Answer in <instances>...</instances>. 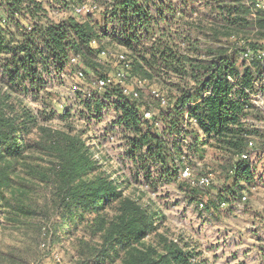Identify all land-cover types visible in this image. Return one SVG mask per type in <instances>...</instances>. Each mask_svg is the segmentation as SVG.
I'll return each mask as SVG.
<instances>
[{
    "label": "trees",
    "instance_id": "obj_1",
    "mask_svg": "<svg viewBox=\"0 0 264 264\" xmlns=\"http://www.w3.org/2000/svg\"><path fill=\"white\" fill-rule=\"evenodd\" d=\"M52 1L68 8L74 0ZM142 1L115 2L106 14L112 13L123 28L112 34L108 26L94 24L91 15L82 21L72 14L55 22L45 14L41 0H0V62L7 89L0 91V207L6 219L16 226L27 225L28 219L38 212L45 213L49 206L63 219L81 218V210L96 214L89 222V231L97 242L79 240V253L86 261H114L123 253L121 264H201L198 253L177 242L165 240L159 249L143 243L156 230V214L138 200L124 196L105 173L95 172L96 162L80 132H74L70 124L68 130L41 126L38 118L48 108L35 114L20 103V95L45 91L44 71L48 72L51 66L60 69L75 57L76 63L83 59L98 71L103 66L97 57L114 59L121 64L117 72L124 69L137 82L133 91L129 88L126 92L121 84L115 86L112 82L102 89L108 98L106 90L114 87L112 94L120 98L117 122L132 135L128 138V152L133 161L147 160L170 174L169 181H173L181 169L179 163L184 162L185 150L181 148L184 142L172 135L188 133L192 138L186 145L194 154L205 146L221 153V167L233 181L230 192L242 197L243 191L255 183L258 162L251 160L252 153H259L257 161L264 155V135L245 121L252 114L264 119V111L251 100L259 88L256 81L264 76V18H258L257 24L263 29L257 26L255 39L238 36L236 27L241 19L230 18L231 10L222 25L209 21L214 37L219 38L218 30H222L229 43L204 55L190 45L184 33L153 36L148 49L139 47L138 26L154 32L165 17L163 13L158 15L162 20L152 17L150 8ZM254 4L258 17L264 8L256 0ZM21 14L30 22L28 28L23 25ZM106 39L119 43L127 52L116 53L105 47ZM120 54L126 56L129 68L119 59ZM99 78L106 79L97 77L95 82ZM85 106L90 109L91 103L86 102ZM146 112L151 117H146ZM67 116L69 113L60 117ZM34 127L39 129L40 136L37 140L27 139ZM32 149L48 157L41 158L44 166L26 160ZM12 160L24 162L20 189L14 186ZM37 186L47 187L50 197L45 207L36 205ZM110 206L114 213L109 216L106 208Z\"/></svg>",
    "mask_w": 264,
    "mask_h": 264
},
{
    "label": "rangeland",
    "instance_id": "obj_2",
    "mask_svg": "<svg viewBox=\"0 0 264 264\" xmlns=\"http://www.w3.org/2000/svg\"><path fill=\"white\" fill-rule=\"evenodd\" d=\"M116 1L74 0L72 4L70 3L72 8L71 6L67 8L63 7L64 4L59 5L52 0H41L43 10H46L45 14L55 22L72 14L82 21L91 15L94 24L108 26L112 34H118L122 31V25L113 19L112 13L106 14ZM142 2L150 8L151 16L155 19L162 20L158 18L161 13L165 17L163 21H159V27H155L156 32L138 26L139 47L148 49L152 46L151 37L163 33L167 37L174 33L178 35L184 33L190 40V45L203 55L209 50L221 47L220 44L226 47L229 43L227 34L218 30L219 38H215L209 21L222 25L230 10L233 13L230 18L234 20L239 16L241 19L239 27H236L240 37L255 39L256 28L263 29L264 26L257 24L258 18H264V12L256 16L254 0ZM77 8H81L82 11L78 13L75 11ZM20 18L23 25L28 28L30 22L23 14ZM262 21L264 23V20ZM263 37L264 34L262 39ZM103 44L116 53L127 52L117 42L106 39ZM97 59L103 66L99 67L98 71L83 59L79 64L69 61L60 69L51 66L48 72L44 71L45 91L38 95L33 93L20 95L21 106L31 108L35 114L48 108L47 112H50H44V116L38 118L41 126L68 130L70 124L74 132H80L87 140L91 156L96 162L95 172L105 173L116 182L124 196L138 200L156 214V230L147 236L143 243L159 249L165 240L177 242L184 248L198 253L201 264H264V155L257 161L259 153L256 151L252 153L251 160L258 162L255 183L243 191L242 197L234 196L230 192L233 181L221 167V162H224L221 153L214 147L205 146L203 151L194 154L186 145L192 138L188 133L186 136L176 133L172 135L173 138H179L184 142L181 148L185 150L184 162L179 163L181 169L173 181H169L170 174L164 173V170L160 171L147 160L141 161L140 158L141 160L134 162L128 152L130 147L128 138H132V135L117 122L120 116L117 111L120 98L112 94L114 87L106 90L109 96L106 98L103 94L105 90L95 87L94 82L97 77H106L110 78L115 86L121 84L123 88H130L131 91L136 90L137 82L130 75L119 80L116 72L121 64L114 59L103 55ZM82 70L86 75L81 78L78 72ZM5 83L0 62V91H7ZM256 84L259 88L251 96V100L264 111V76L256 81ZM154 85L159 86L158 83ZM13 99L15 102L18 101L16 98ZM100 101L102 105L99 104ZM86 102L91 103L90 109L85 106ZM98 105H101L100 111L96 110ZM154 111L153 116L157 112L156 109ZM65 113H69V116L61 119L60 116ZM50 115L51 119H46ZM259 118L258 115L254 117L252 114L245 117V121L253 124L260 135H264V119ZM182 126L185 128L186 124ZM38 136L40 131L34 127L27 139L37 140ZM43 157L48 158L39 150L32 149L26 160L30 164L42 163L44 166L45 161H41ZM23 163L21 160L11 161L12 178L17 189L22 187L20 178L24 172ZM185 169L189 170L190 176L185 177L181 174ZM24 176L26 177L25 174ZM203 178H208L209 182L202 183ZM46 188L36 187V205L45 207V201L50 197ZM79 212H82L83 217L69 216L63 219L49 206L45 213L38 212L33 219H28L27 225L16 226L6 219L7 215L0 207V264H121L123 253L120 252L121 255L115 257L114 261L99 262L95 259L86 261L84 257L82 258L79 253V240L87 238L92 243L97 242V237L91 235L89 231V222L96 214L82 210ZM106 213L109 216L114 213L113 207L106 208Z\"/></svg>",
    "mask_w": 264,
    "mask_h": 264
},
{
    "label": "built area",
    "instance_id": "obj_3",
    "mask_svg": "<svg viewBox=\"0 0 264 264\" xmlns=\"http://www.w3.org/2000/svg\"><path fill=\"white\" fill-rule=\"evenodd\" d=\"M258 3H259V5H261L263 8H264V0H256ZM78 13H80L82 10H81V8H77V10H76ZM246 56H248V54H246ZM119 59L121 60V61H123L124 62V64H125V68H129V64H128V61H126V56L124 55V54H120L119 55ZM251 59V58H250ZM250 59H248V60H250ZM76 61H77V59L74 57V58H72L71 59V62H73V63H76ZM78 74H79V77H84V73H83V71H79L78 72ZM126 75H127V73H126V71L124 70V69H121V70H119L118 72H117V74H116V76H117V78L120 80H123V79H125L126 78ZM111 82H112V80L110 79V78H106V79H98L96 82H95V86L96 87H98L99 89H104L106 86H108L109 84H111ZM140 84H141V82H140ZM75 88L77 89V86H75ZM125 91L127 92L128 90H127V88L125 89ZM153 93H155L156 95H159L158 93H157V91L156 90H153ZM162 103L163 104H165L166 103V101H165V99H163L162 100ZM145 116L146 117H151V113L150 112H146L145 113ZM183 176H185V177H187V176H190V172H189V170L188 169H185V170H183ZM209 182V179L208 178H203L202 179V183H208Z\"/></svg>",
    "mask_w": 264,
    "mask_h": 264
}]
</instances>
